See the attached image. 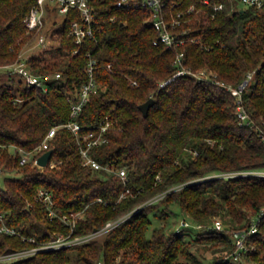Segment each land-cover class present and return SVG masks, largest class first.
Returning <instances> with one entry per match:
<instances>
[{"label":"trees","instance_id":"trees-1","mask_svg":"<svg viewBox=\"0 0 264 264\" xmlns=\"http://www.w3.org/2000/svg\"><path fill=\"white\" fill-rule=\"evenodd\" d=\"M36 1L0 0L1 65L16 61L34 41L25 18ZM118 1H96L102 30L97 39H85L78 53L68 35L72 22L81 19L75 11L64 17L55 46L31 56L36 73L62 74L47 90L0 71V213L8 225L38 243L71 231L60 217L48 216L37 198L40 188L53 193L61 215L84 213L74 235L130 216L90 242L0 264H203L198 252L202 246L212 252L210 264H235L231 231L249 226L264 206V177H209L214 172L264 168L259 134V128L264 129V8L229 6L212 17L205 7L198 17L185 15L178 28L179 33L186 31L184 44L168 48L154 43L159 32L150 21L151 10L118 7ZM200 1L167 0V16L171 19ZM181 52L191 73L175 76L174 62ZM87 53L98 58L99 87L77 120L83 132L97 134L110 122L105 141L90 153L105 166L125 167L127 182L115 171L85 165L76 136L67 127H60L54 138V167L22 163L16 150H33L53 126L71 119L69 97L88 79ZM250 73L253 77L242 94L253 120L247 125L240 122L238 99L229 86L238 87ZM150 98L155 102L145 116L140 105ZM177 185L182 186L173 189ZM127 188L130 193L120 199ZM173 203L205 225H212L215 216L224 217L225 229L167 232L157 224L150 231L155 221L171 213ZM22 236L1 235L0 255L34 245ZM245 257L251 264H264V216L258 232L248 238Z\"/></svg>","mask_w":264,"mask_h":264},{"label":"built area","instance_id":"built-area-1","mask_svg":"<svg viewBox=\"0 0 264 264\" xmlns=\"http://www.w3.org/2000/svg\"><path fill=\"white\" fill-rule=\"evenodd\" d=\"M98 0H37L35 5L31 8L30 13L25 18V22L28 28L29 33L34 34V41L24 47L16 61L1 65L0 71L5 70L10 74H16L24 79L28 86H38L45 90L49 88V83L51 81L58 82L62 78V74L57 72L53 73H36L29 63V59L32 55H38L45 52L48 49H51L55 46V37L58 36V31H60L63 20L61 22L57 21V15H63L68 17L73 12H78L81 19H75L69 29L68 35L71 36L75 43L78 45L77 49L74 50V53L80 51L81 46L84 44L85 39H97V33L102 30L101 19L99 18L98 7L96 5ZM242 4L247 7H257L264 8V0H240ZM167 0H119L117 2L118 7H128L130 5L141 6L143 8L151 10L152 14L150 16V21L159 32V37L154 41L155 44L163 43L168 48H177L178 46L184 44L185 38L182 37L183 33L178 32V28L182 23V17L185 15L196 14V17L199 16L205 9L209 8V13L212 17H215L217 12L225 9L226 7L231 8V10L239 9L237 7L235 0H201L200 5L196 2L192 3L186 10H180L175 15H171V19L167 16ZM177 2H172V7H175ZM51 15L48 17V15ZM193 17L190 16L189 20H192ZM111 21L116 20V16L110 17ZM52 23V27L47 31V24ZM88 62L86 67V72L88 74V79L81 85L77 93L72 97H69V102L71 104V119L63 124L53 126L49 132L44 137L43 141L39 146L33 150H26L24 148L14 149L22 155L21 162L26 163L28 161H33L34 165L40 167H46L50 165L54 167L56 162L51 159L49 160L46 166L39 164V157L44 154L46 151L53 149L54 138L57 133V130L60 127H67L73 131L74 135L79 144L80 153L82 155L85 165L91 166L94 169H107L109 171H115L118 175L123 178L125 182L128 180V173L125 167L116 168L114 165H103L97 161L90 153L91 147L99 145L105 141L104 131L110 126V122H107L97 134L96 131L83 132V127L77 120V117L81 113L84 105L88 102L90 96L97 92L99 83L97 82L95 70L98 63V58L93 56L91 53H87ZM184 53L181 52L177 55L175 59V64L178 66V70L175 76L183 75L185 73H191L183 63ZM112 65L109 63L108 67ZM174 76V77H175ZM253 77V73L248 75V78L239 84L238 87L229 86L231 92L237 96V113L241 123L244 124H253V120L246 110L243 103V91L248 86L250 79ZM171 79H168L160 83L161 87L166 86ZM133 84H137L136 81ZM259 134L264 142V129L259 128ZM2 145L0 144V149ZM4 170L0 167V184L2 181ZM238 176H258L264 177V168L260 169H241V170H232V171H222L212 177H238ZM209 178V177H208ZM180 188L182 185H177ZM173 189H177L174 188ZM130 193V189L127 188L124 193L121 194L120 199L126 197ZM164 194H161L155 197L153 200L161 198ZM37 198L41 201L42 205L46 208L47 214L51 218L60 217L63 221L69 224L70 233H57L55 237L51 240L40 242L36 241V238L22 236L19 229L14 226L7 224L5 220V214L0 213V236L4 234L8 235H21L23 239H28L34 245L30 248L14 251L6 254L0 255V260H10L24 258L30 255H33L39 251H49L61 249L73 245H81L87 242H90L94 238L108 232L113 229L121 222H123L130 214L124 215L116 220L108 221L103 227L92 231L90 233L82 235H74V231L77 227L79 219L84 217L83 212H70L66 214H60L53 193L46 189L40 188ZM264 216V206L261 211L254 215L251 218L249 226L241 229H233L231 235L234 238L235 250L232 252L231 256L233 257L234 262L239 264H251L245 257V251L247 249V241L249 236L254 233H257L259 230V225ZM215 228L217 230L225 229V222L221 218H214L212 225H205L202 223L195 222L188 218H183L177 228V231H181L186 228H194L199 230H204L208 228Z\"/></svg>","mask_w":264,"mask_h":264},{"label":"rangeland","instance_id":"rangeland-1","mask_svg":"<svg viewBox=\"0 0 264 264\" xmlns=\"http://www.w3.org/2000/svg\"><path fill=\"white\" fill-rule=\"evenodd\" d=\"M236 1V4H237V7L238 8H244L246 7L244 4H242L240 2V0H235ZM57 21L61 22L63 20V15H57ZM52 27V23H49L47 24V31H49V29ZM219 172H214L211 174V176L209 177H212V176H215L216 174H218ZM174 188H178V186H175ZM169 211H171V213L166 216L164 219H161L159 221V223L157 221H155L150 229V231L157 225H164V227L166 228V231L167 232H171L173 230H177L178 228V225L180 223V221L183 219V218H188V219H191L192 218L185 212H183L177 204L173 203L169 206ZM188 216V217H187ZM221 218L222 220H224L225 218L224 217H220V216H215L214 218ZM213 218V219H214ZM194 229V228H193ZM195 230H199V229H195ZM201 231V230H199ZM196 232V231H195ZM232 241L234 242V238L232 236ZM196 251V250H195ZM199 254L201 255L202 259H203V264H210L211 260H212V252L210 250H207L205 247L202 246V249H199ZM235 264H239L237 261L234 262Z\"/></svg>","mask_w":264,"mask_h":264},{"label":"water","instance_id":"water-1","mask_svg":"<svg viewBox=\"0 0 264 264\" xmlns=\"http://www.w3.org/2000/svg\"><path fill=\"white\" fill-rule=\"evenodd\" d=\"M154 102H155V99L150 98L146 102L140 105V108L143 111L145 116L148 115L150 107L154 104ZM53 153H54V149H50L46 151L44 154H42L38 159L39 164L42 166H46L49 160L51 159Z\"/></svg>","mask_w":264,"mask_h":264}]
</instances>
